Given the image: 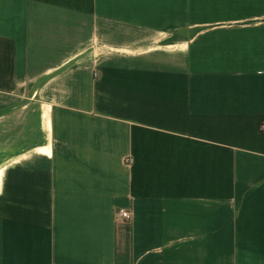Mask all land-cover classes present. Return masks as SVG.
I'll return each mask as SVG.
<instances>
[{
    "label": "crops",
    "instance_id": "obj_1",
    "mask_svg": "<svg viewBox=\"0 0 264 264\" xmlns=\"http://www.w3.org/2000/svg\"><path fill=\"white\" fill-rule=\"evenodd\" d=\"M0 264H264V0H0Z\"/></svg>",
    "mask_w": 264,
    "mask_h": 264
},
{
    "label": "built area",
    "instance_id": "obj_2",
    "mask_svg": "<svg viewBox=\"0 0 264 264\" xmlns=\"http://www.w3.org/2000/svg\"><path fill=\"white\" fill-rule=\"evenodd\" d=\"M125 163L127 165H133L134 158L133 157H127ZM119 218L122 220H130L131 219V213H129L127 210H120L119 211Z\"/></svg>",
    "mask_w": 264,
    "mask_h": 264
}]
</instances>
